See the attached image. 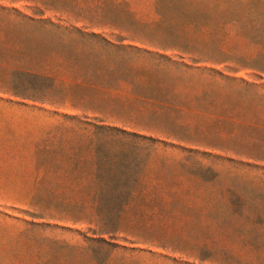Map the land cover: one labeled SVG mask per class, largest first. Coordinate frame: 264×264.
Instances as JSON below:
<instances>
[{
	"label": "rangeland",
	"instance_id": "rangeland-1",
	"mask_svg": "<svg viewBox=\"0 0 264 264\" xmlns=\"http://www.w3.org/2000/svg\"><path fill=\"white\" fill-rule=\"evenodd\" d=\"M258 243L264 0H0V264H247Z\"/></svg>",
	"mask_w": 264,
	"mask_h": 264
},
{
	"label": "trees",
	"instance_id": "trees-1",
	"mask_svg": "<svg viewBox=\"0 0 264 264\" xmlns=\"http://www.w3.org/2000/svg\"><path fill=\"white\" fill-rule=\"evenodd\" d=\"M97 181L101 183V186L95 193L94 198L96 200H99L100 197L104 194L102 191L106 189V182L107 180L111 181L113 180V176L110 173H98L96 175ZM131 192H125L123 194V204L130 198ZM251 247L253 250L258 252V257L255 258L254 261H250L247 264H264V243L261 244H252Z\"/></svg>",
	"mask_w": 264,
	"mask_h": 264
}]
</instances>
